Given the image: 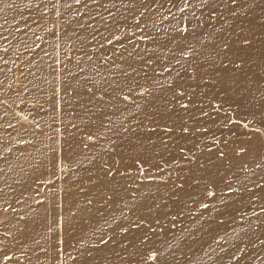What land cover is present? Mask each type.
I'll use <instances>...</instances> for the list:
<instances>
[{
  "label": "bare ground",
  "instance_id": "bare-ground-1",
  "mask_svg": "<svg viewBox=\"0 0 264 264\" xmlns=\"http://www.w3.org/2000/svg\"><path fill=\"white\" fill-rule=\"evenodd\" d=\"M0 264H264V0H0Z\"/></svg>",
  "mask_w": 264,
  "mask_h": 264
}]
</instances>
